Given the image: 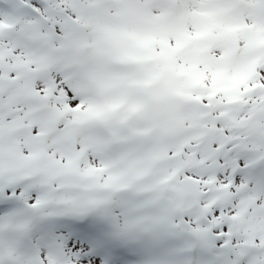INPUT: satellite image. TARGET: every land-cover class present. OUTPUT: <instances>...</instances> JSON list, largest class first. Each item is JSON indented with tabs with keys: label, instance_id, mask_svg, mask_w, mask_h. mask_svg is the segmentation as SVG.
Returning a JSON list of instances; mask_svg holds the SVG:
<instances>
[{
	"label": "snow or ice",
	"instance_id": "obj_1",
	"mask_svg": "<svg viewBox=\"0 0 264 264\" xmlns=\"http://www.w3.org/2000/svg\"><path fill=\"white\" fill-rule=\"evenodd\" d=\"M0 264H264V0H0Z\"/></svg>",
	"mask_w": 264,
	"mask_h": 264
}]
</instances>
